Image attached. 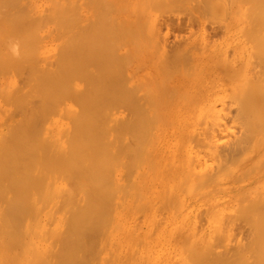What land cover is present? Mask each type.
Instances as JSON below:
<instances>
[{
    "label": "bare ground",
    "instance_id": "6f19581e",
    "mask_svg": "<svg viewBox=\"0 0 264 264\" xmlns=\"http://www.w3.org/2000/svg\"><path fill=\"white\" fill-rule=\"evenodd\" d=\"M96 1H93L94 6ZM175 1L179 3L178 0ZM149 2H155L161 6L163 3L168 4L170 0H166L167 3L165 0L160 2L149 0ZM171 2L174 1L171 0ZM85 3L89 2L86 0H0V264H26V257H22L21 254L20 257L15 249L18 246L28 247L31 244L36 245V248L46 245L49 249L55 244L63 250H88V252L95 251L97 248H103V250L108 248L109 250L110 247L119 246L138 247V250H141L139 247L159 248V251H161L160 248L165 250L187 248L207 252L217 249L220 252L226 249L228 251L236 249L237 252H246L245 257L248 264H264V103L261 100L262 87L260 91H257V95H254L258 96V92L259 95L261 93L262 96H258L260 100L251 95L255 92L249 91L250 96L256 100L255 104H252L253 101L250 102L249 98L250 101L245 100L248 101L247 103L240 101L248 94V91L240 90L242 86H245L243 83L239 89L236 88V91H233L234 93L230 92L234 94L235 98L232 97L231 101L235 104H226L233 102L230 99L228 102L222 100V96L220 99L224 103L220 100L218 101L221 103L215 100L220 104L213 103L214 101L205 102V99L197 97L202 89L194 97L190 91L192 99L188 100L192 101L191 103L190 101L170 103L168 101L170 92L168 93L166 88L163 92L166 91L168 95L165 96V93H162L165 97L161 98L159 92L163 88L161 89L160 85H158L159 88L153 89L149 86L150 91L147 89L150 93L155 90L156 94L160 95L159 99L155 98L158 102L150 98L151 95H148L149 98L145 97L142 91L141 95H138L140 91L135 93L138 95L137 99L136 95L127 92L128 90L123 89L122 91L121 89L125 87L121 86L120 89L119 81H115V77L119 75H114L111 70V72L108 70L111 69L109 67H113L114 57L122 53L114 57V54L112 56H109L110 53L105 54L108 56L107 59L113 57L112 60L110 58L112 65L104 69L109 63L102 64L100 67L98 64L96 65L98 70L95 67L96 72L91 70L95 69L90 65L91 51L92 54L95 52V56L92 55L95 61L91 63L94 66V62L98 63L105 58L104 53L108 48L103 47L107 42L101 45L102 35L106 32L105 27L102 29L105 32H101L102 27H99L101 18L104 19L106 16H102L101 13L102 17L95 18L97 21L94 20L95 28L88 25L90 26V31H88L86 25L90 17L85 19L86 22L88 21L86 25L84 17L88 15L87 9L90 4H87L89 7L86 8ZM100 4L96 6L99 7ZM202 5L207 7L206 4ZM120 8L115 12L118 11L119 14ZM166 8L168 7L164 10ZM151 9H153L152 5ZM138 10L142 9L138 8L136 11ZM98 11L95 14L99 13ZM111 11H113L111 15L116 17L114 10ZM248 11L250 9L245 11L246 15ZM121 13L120 15L123 16L121 19L129 20L130 16L126 19L125 14ZM141 13L139 11V14ZM157 13L159 14V8ZM250 14L248 13L251 22L254 13L250 11ZM193 15L191 17H194ZM94 16L93 14V18ZM132 17L129 22L133 21ZM138 18L136 19L139 20ZM110 19L108 26H113L110 23L114 19L112 17ZM253 19L255 21L256 18ZM118 20L119 18L115 19L117 23L124 22ZM190 20L186 23L180 21L172 25V29L176 27L182 29L185 24L188 27ZM90 21L93 22V20ZM157 21L153 22L155 26L160 22L159 19ZM126 23L122 26L130 24ZM159 24L160 27L157 25L159 28L155 26L154 28L159 29L160 33L156 31L155 34L158 32L160 38L155 37L162 40L165 46L167 42L166 37L163 38L164 30L161 33L160 29L165 28L167 24ZM130 25L127 27L130 28ZM161 25H164L163 28ZM254 25L251 29H254ZM143 27L140 28L143 29ZM117 28H115L116 31ZM91 29L95 30V33L93 32L94 47H92L94 41L91 40L93 31ZM112 31L110 35H116L114 30ZM244 31L242 33H246V37H249L248 31ZM124 32L126 33V30H122L121 34ZM107 35L103 39L110 42L111 38L109 36V40ZM138 35L135 34V37L137 38ZM167 35L168 33L165 36ZM147 39L149 40V37ZM208 42L210 43L211 40ZM263 42L264 40L261 41V47L264 46ZM212 45L210 43L209 46ZM245 46L248 45L245 44ZM189 47L187 49H193L194 45ZM92 48H95V51ZM100 48L101 51L105 49L104 58L102 54L99 58ZM111 48H108V52ZM166 48L169 49L166 50L167 52L174 49ZM162 49L163 53L165 49L163 51ZM180 49L177 48L175 53L172 51L169 53L176 55ZM128 50L126 49L125 53ZM189 50L186 51L188 54L191 52ZM261 50L260 56L261 54L263 56L264 49ZM130 51L133 50L130 49ZM227 51L232 54L230 48ZM173 54L170 55V60ZM122 58L124 59V56ZM256 59L255 57L253 59L255 63ZM227 60L228 58L221 59L224 63ZM248 60L250 61L251 58ZM262 60L263 58L259 57L260 66H264ZM206 61H208L207 58ZM246 66L252 71L253 67L251 68L249 63ZM164 69L163 67L161 70ZM129 71L130 69L125 70L126 73ZM225 71L224 73H228ZM120 72L123 73V70ZM253 72L255 71L253 70L251 75ZM231 73L234 74L228 73V75H235V72ZM256 73H254L255 76ZM131 74L126 75L132 76ZM244 75L246 76L242 73V76ZM248 76L250 77V73ZM257 77L252 78L254 83L257 82ZM137 80L139 83L140 79ZM134 83L136 84L135 81ZM246 83L249 85L248 82ZM258 85L256 84V87ZM128 88H130L129 85ZM132 89L134 90L135 86ZM172 90L170 91L177 93V89ZM185 91L183 88L181 92L186 95ZM241 92L244 93L242 95L244 98L241 96L242 99L239 98ZM230 93L227 94V99L229 95H232ZM200 94L202 95V92ZM142 95L148 98V103L138 101L139 96L144 100ZM175 95L178 97L177 94ZM214 96L211 97L216 99ZM188 97L189 95L183 98L186 100ZM177 99L174 101H178ZM234 99L240 102L237 103ZM237 224L246 227L245 239L238 235L240 233L234 232ZM21 234L24 238L26 234L42 236L52 234L58 235L57 238L60 235V239L54 236L57 240H52L55 242L51 245L49 239L45 240L48 241L45 244L44 241V243L39 242L33 237L28 238L29 240L21 239ZM61 235H63L62 238ZM41 239L44 240V238ZM215 252L217 256V251ZM227 254L225 253L223 256L226 255V257L223 258L230 263L234 260L231 258L233 255L227 256ZM79 256H85L81 254L76 256L79 260L81 259L82 264L83 260ZM236 256L235 260L239 261ZM86 257L83 259L89 261ZM189 257L187 255L185 258L189 259ZM72 258L74 259L73 256ZM61 259L59 258L58 261L60 264L67 262ZM78 259L76 263L79 264ZM220 260L224 261L222 258ZM220 260L217 259V261ZM38 263L41 264L40 261Z\"/></svg>",
    "mask_w": 264,
    "mask_h": 264
},
{
    "label": "rangeland",
    "instance_id": "374dc122",
    "mask_svg": "<svg viewBox=\"0 0 264 264\" xmlns=\"http://www.w3.org/2000/svg\"><path fill=\"white\" fill-rule=\"evenodd\" d=\"M85 1V0H84ZM86 1H88L89 3H85L86 4V8L87 7H91V9H90V7L87 9L89 12H87V16L86 17H84V23H85V25L87 24V22L89 21V23L86 25L87 26V28H88V31H90V29H89V27L90 26H88V25H92V27H94L95 26V24H96V22H94V20L95 21H97L96 19L98 18V17H102V16H106V18L104 17V19H103V17L101 18V26H99V27H102V28H100L101 30L102 29H104L103 27H105V30H106V32H109V33H106L105 32V30L103 31H101V32H105V33H103V38H106V35H107V38L110 40V38H111V40H110V42L107 40V41H105L106 39H103L102 38V44L101 45H103L105 42H107V43H105V45H103V47L106 49V47H108V48H111V47H113V48H111V49H109V52H108V48L106 49V51H105V53H104V50L105 49H102V51H101V48H100V56H99V58H101V54L103 55V53H104V55L106 54V55H108V53H110L109 54V56H112L113 54V57L114 56H117V55H119V54H121L122 55V57L124 56V59L121 57V55H119V56H117V57H119L118 59H117V57H114V59L112 60V58L113 57H110L111 58V60H112V63H114V64H116V66H118V67H116L114 64L112 65V63H111V60H110V58L109 59H107L108 58V56H106L105 55V58H104V55H103V57L102 58H104L105 59V61H104V59L102 60L101 59V61L100 62H94L93 64H94V66L91 64L93 61H95V59H94V57L92 56V55H94L95 56V52L92 54V51H91V63H90V65L92 66V68L94 67H96L97 68V70H98V67L96 66V65H98V64H100L99 65V67L100 66H102V64H104V65H107V63H109L108 64V66H103L104 67V69H107V67H109V65L111 66H115L114 68L116 69H114V71L112 70V68L113 67H109V68H111V69H108L109 71L111 70L112 72H113V74L114 75H119V76H117V78L115 77V81H119L118 83H120L119 85V88L121 89L122 87H125V88H122L121 90L122 91H126V90H128L127 92H129V93H131V94H134V96L137 94V93H139V91L141 92H143V95L145 96V97H148V95H151V96H149L150 98H154V100L156 101V102H158V100L157 99H159L160 98V95H161V98H163L164 99V97L166 96V95H168L167 94V92L165 91V92H163L165 89L164 88H166V90L168 91V93H169V95L172 97H170L169 95H168V98H169V102L170 103H176V102H183V103H188V101H190L191 99H192V97H194L195 95H196V93L198 94V91L200 90V89H202L201 91H199L200 93L202 92V95L199 93V95L197 96V97H199L200 96V98H202V99H205L204 101L205 102H211L212 103V101H214L213 103H216V104H220L221 102L220 101H222L223 99H224V101L225 100H227V102L229 101V99H230V101L232 100V97H234L233 95V91H236V88H240L241 87V84L243 83V85L245 84V86L247 87H245V86H242L241 87V91L243 92V90L242 89H244L246 92L248 91V94H247V97H246V95H245V97L247 98H245V99H243V100H240V99H242V97L244 98V96H242V95H244V93L242 94V92L241 93H239L240 95V99L239 98H236V99H239L241 102L242 101H245V100H249L250 102H252L253 101V103L252 104H255V102L254 101H256V100H254V98L253 97H251L250 96V94L251 93H253V92H255V93H253V94H251V95H257L256 93H257V91H260L261 90V87H262V94H263V96L261 95V93H260V95L262 96V98H261V100H263V103H264V77H263V75H264V66H260L261 65V63H259L260 62V60H259V62H258V59H259V57H261V59L263 58V60H262V65H264V55L262 56V54H261V56H260V53H262L261 51V49L263 48L264 49V46L263 47H261L262 45V43H261V41L262 40H264V16L262 17V15H264L262 12H264V0H178V2L179 3H177V1H175V0H173L174 2L172 3L171 2V0H170V2H168V4H165V3H163L161 6H160V4H158V3H156L155 4V2L153 3H150L149 2V0H147V2H148V7H147V2H146V0H132L131 2H129L130 0H111L110 1V3H109V0H105L104 2H103V0L102 1H100V0H86ZM93 1H96L95 2V6H94V3H93ZM143 1V3H141ZM145 1V2H144ZM153 1V0H152ZM161 1V0H160ZM159 0H158V2H160ZM101 2H103L102 4H100ZM105 2H106V4H105ZM114 4V6H113V4ZM164 2V1H163ZM165 2H166V0H165ZM204 2V3H203ZM136 3H137V5H136ZM139 3H140V5H139ZM167 3V2H166ZM187 3V4H186ZM199 3H200V5H199ZM207 3H209L208 5H207ZM89 6H88V5ZM97 4H100L99 5V7L98 6H96ZM108 4H111V5H108ZM165 4V5H164ZM202 4H206V6L207 7H205L204 5H202ZM102 5H103V7H102ZM150 5V6H149ZM151 5H152V7H153V9H151ZM165 7H168V8H166L165 10H164V6ZM210 5V6H209ZM228 5V6H227ZM105 6H106V8H105ZM107 6L109 7V8H107ZM112 6V7H111ZM124 6V7H123ZM134 6V8L132 9V7ZM138 7L139 9H142V10H138V11H136L138 8H136L135 9V7ZM247 6H248V9H247ZM93 7H95V8H93ZM96 7H97V10H99L98 12L99 13H97V14H95L96 13V11H95V9H96ZM100 7H102V8H100ZM113 7L115 8V9H113ZM121 7V8H120ZM126 7H127V9H126ZM146 7V8H145ZM161 7H162V9L164 10H162L161 9ZM204 7V8H203ZM209 7V8H208ZM118 8H120V11L121 12H123V13H121L120 11H119V14L117 13V12H115V10L117 9V10H119ZM123 8V9H122ZM124 8L126 9V10H124ZM158 8H159V14H161L160 16H159V14L157 13V10H158ZM202 8V9H201ZM207 10H206V9ZM228 10H227V9ZM90 9V10H89ZM94 10V12H93V10ZM109 9V10H108ZM132 9V10H131ZM146 9V10H145ZM168 9V10H167ZM249 10L250 9V11H251V13H254L253 15H252V20H251V22H250V19H251V17L248 15V13L250 14V11H248L247 12V15H246V10ZM103 10H105L104 11V13L102 12ZM111 10H114V12L116 13H114L115 15H116V17H113L111 14H112V12L113 11H111ZM123 10V11H122ZM206 10V11H205ZM214 10V11H213ZM227 10V11H226ZM238 10V11H237ZM245 10V11H244ZM111 11V12H110ZM128 12V14H127V12ZM136 11V12H135ZM139 11H140V13L141 14H139ZM161 11V12H160ZM205 11V12H204ZM236 11V12H235ZM132 12V13H131ZM133 12H134V14H133ZM138 12V13H137ZM144 12V13H143ZM200 12V13H199ZM209 12V13H208ZM91 13V14H90ZM101 13H102V16H101ZM120 13L121 14H125V18L127 19V18H129V16H130V18L134 15V17H132V19H133V21L131 20L130 22H129V20H130V18H129V20L127 21V20H125L124 18H122V19H124L123 21H122V19H121V16L122 15H120ZM130 13V14H129ZM137 15H136V14ZM243 13V14H242ZM93 14L95 15L94 16V18H93ZM100 16H99V15ZM105 14V15H104ZM108 14H110L111 15V17L114 19H112L113 20V22L115 21V19H117V18H119V20H121L123 23L122 24H124V23H126V22H128V23H132V22H134V24L132 23L131 25L130 24H128V25H130V28H128L127 26H126V24L124 25V27H125V29H124V27L122 26V24H121V22H111L110 23V25H113L114 26V29H113V26H108L109 25V22H110V15H108ZM133 14V15H132ZM194 14V15H193ZM114 15V16H115ZM194 16V17H191V16ZM199 15V16H198ZM251 15V14H250ZM258 15H260V16H258ZM117 16H119V17H117ZM138 16H140L139 18H138ZM142 16V17H141ZM155 16H156V19H155ZM198 16V17H197ZM88 17H90V18H88ZM123 17V16H122ZM188 17H189V19H188ZM191 17V18H190ZM250 17V18H249ZM256 18L255 19V21H253L254 19L253 18ZM88 18V19H87ZM96 18V19H95ZM136 18H138L139 20H137ZM152 18V19H151ZM159 19V23H162V24H167V26L165 25V28H163V26L164 25H161L162 27L161 28H163V29H160V31H161V33L163 32V30H164V35H163V38H165V41L167 42H165L166 44H164L165 46H163V42H162V40H160L159 38H160V35H158L160 32L158 31L159 29H157V30H155L160 24L159 23H157V25L155 26V23H156V21ZM198 18V19H197ZM261 18V19H260ZM85 19H87L88 21L86 22V20ZM136 19V20H135ZM146 20V22H144L145 20ZM191 19V20H190ZM260 20L259 22L257 21V20ZM90 20H93V22L91 23V21ZM107 20H108V22H107ZM118 20V21H119ZM142 20V21H141ZM188 20H190L189 21V25H188V27L187 26H183V28L182 29H179V28H174V29H172V25H174V24H177L178 22H180V21H182L183 23H186ZM248 20V21H247ZM262 20V21H261ZM102 21H103V23H102ZM105 21H106V23H107V26H106V23H105ZM126 21V22H125ZM135 21H137V22H135ZM155 21V23H153ZM185 21V22H184ZM254 23H253V22ZM257 21V22H256ZM158 22V21H157ZM165 22V23H164ZM249 22H250V24H249ZM261 22V23H260ZM95 23V24H94ZM105 23V24H104ZM151 23V24H150ZM252 23V24H251ZM119 24V25H118ZM255 24V25H254ZM262 24H263V26H262ZM100 25V24H99ZM118 25V26H117ZM133 25V26H132ZM140 27H143V29L142 28H140ZM252 25H254V29H251V26ZM120 27V28H117V27ZM121 26H122V29H121ZM132 26V27H131ZM154 26L156 27V28H154ZM228 26V27H227ZM230 26V27H229ZM255 26H256V28H255ZM91 27V28H92ZM107 27H109V28H111V29H109V28H107ZM137 27V28H136ZM160 27V26H159ZM158 27V28H159ZM215 27H216V29H215ZM227 27V28H226ZM248 27V28H247ZM95 28V27H94ZM109 29V30H107V29ZM115 28H117L118 30V32L116 31V29ZM127 28V29H126ZM133 28V29H132ZM149 28H150V30H149ZM167 28V29H166ZM245 28H247V30L245 29ZM249 28H250V30H249ZM252 28H253V26H252ZM136 29V30H135ZM218 29V30H217ZM244 29H245V31H244ZM256 29V30H255ZM263 29V30H262ZM91 30H93L92 31V36H91V32H89L90 33V36H91V40H93V37H94V34H93V32L95 33V30L94 29H91ZM111 30V31H110ZM112 30H114V32L116 33V35H110L111 34V32L113 33V31ZM122 30L123 31H125L126 30V33L124 32V33H122L121 34V32H122ZM129 30V31H128ZM146 30V31H145ZM215 30V31H214ZM255 30V31H254ZM121 31V32H120ZM128 31V32H127ZM137 31V32H136ZM141 31V32H140ZM156 31H158L156 34H155V32ZM213 31H214V33H213ZM218 31V32H217ZM225 31V33H227V34H225V33H223ZM228 31V32H227ZM247 32V33H249L250 35H248L249 37H246L247 36V34L246 33H242V32ZM254 31V32H253ZM149 32V33H148ZM152 34H151V33ZM256 32V33H255ZM118 33H120V34H118ZM130 33V34H129ZM141 33V34H140ZM144 33V34H143ZM168 33V35L167 36H165L166 34ZM255 33V34H254ZM134 34V35H133ZM135 34H139L138 35V37L136 38L135 37ZM151 34V35H150ZM223 34H225V36L223 35ZM252 34V35H251ZM127 35V36H126ZM143 35V36H142ZM154 35V36H153ZM255 35V36H254ZM257 35V36H256ZM259 35V36H258ZM109 36H110V38H109ZM115 37V38H112V37ZM137 36V35H136ZM149 37V40L147 39L148 37ZM151 36V37H150ZM154 38H153V37ZM158 37L159 36V38L157 39L156 37ZM208 36V37H207ZM118 37H119V39H118ZM135 37V38H134ZM141 37H142V39H141ZM144 37H146V38H144ZM162 37V36H161ZM210 37V38H209ZM240 37V38H239ZM254 37V39H252ZM257 37V38H256ZM259 37V38H258ZM124 38V39H123ZM151 38V39H150ZM156 38V39H155ZM248 38H249V40H248ZM117 39V40H116ZM136 39V40H135ZM144 39V40H143ZM167 39V40H166ZM209 39V40H208ZM237 39V40H236ZM104 40V41H103ZM158 40L161 42H158ZM210 41L211 40V44H213L212 46H209L210 45V43L208 42H205V41ZM214 40V41H213ZM247 40H248V42H247ZM250 40H251V42H250ZM261 40V41H260ZM94 41V43L92 44L93 46L92 47H94V45H95V40H93ZM129 41H131V42H129ZM136 41V42H135ZM187 41V42H186ZM212 41H213V43H212ZM258 41V42H257ZM260 41V42H259ZM118 44H117V43ZM145 42V43H144ZM155 42V43H154ZM247 42V43H246ZM252 42H253V45H252ZM101 43V42H100ZM108 43H109V45H111V47H109V45H108ZM115 43V44H114ZM120 43H122V44H120ZM157 43V44H156ZM204 43V44H203ZM249 43V44H248ZM258 43V44H257ZM260 43V44H259ZM138 44V45H137ZM151 44V45H150ZM197 44V45H196ZM206 44H207V46H206ZM245 44H247L248 46L246 47L245 46ZM152 45L155 47H152ZM161 45H162V48H164L165 49V51H163L164 49H162L161 48ZM194 45V47L196 46V48H194L193 47V49L191 48L192 46ZM204 45V46H203ZM237 45V46H236ZM250 45V46H249ZM260 45V46H259ZM263 45H264V42H263ZM125 46H127L126 47V49L129 51H127L126 53H125V51H126V49L124 50V47ZM160 48H159V47ZM189 46H191V47H189ZM214 46H215V48H214ZM244 46V47H243ZM96 47V46H95ZM102 47V48H103ZM119 47V48H118ZM129 47V48H128ZM166 47H169L170 49L171 48H174V49H172L171 51L172 52H176V50H177V48L178 49H180L179 50V52L177 51V54L176 55H174L173 53H169V52H171V51H169V52H167L169 49H167ZM191 48L190 50H191V52H189V54H188V52H186L187 50H189V49H187V48ZM240 47V48H239ZM249 47H251V48H249ZM258 48V50H257V48ZM261 47V49H259ZM158 48V49H157ZM183 48V49H182ZM212 48V49H211ZM230 48V51L232 52V54L230 53H228V49ZM237 48V49H236ZM246 48H248V49H246ZM253 48H255V49H253ZM93 49V48H92ZM95 49V48H94ZM93 49V51H95ZM130 49L131 50H133V51H130ZM145 49H147V51L145 52ZM161 49H162V51H163V53L161 52ZM209 49H211V50H209ZM251 49V50H250ZM112 50V52H110ZM114 50V51H113ZM118 50V51H117ZM124 50V51H123ZM155 50V51H154ZM167 50V51H166ZM175 50V51H174ZM182 50V52H180ZM189 50V51H190ZM216 51V52H214V51ZM233 50V51H232ZM238 50V51H237ZM259 51V52H257V51ZM157 51V52H156ZM217 51H221V52H217ZM241 51V52H240ZM252 51V52H251ZM264 51V50H263ZM114 52V53H113ZM117 54H116V53ZM166 52V53H165ZM184 52V53H183ZM194 52V53H193ZM206 52H208V53H206ZM237 52V53H236ZM250 52H251V57H250ZM258 54V55H256V53ZM112 53V54H111ZM167 53H169L168 55H166ZM191 53V54H190ZM206 53V54H205ZM253 53V54H252ZM163 54L165 55V56H163ZM174 55V56H172V58H171V60L169 59V57H170V55ZM241 54V55H240ZM264 54V53H263ZM129 55V56H128ZM135 55V56H134ZM159 55V56H158ZM187 55V56H186ZM189 55V56H188ZM193 56L192 57V60H191V56ZM205 55V56H204ZM207 55V56H206ZM229 55H232V56H229ZM252 55H255V56H252ZM142 56V57H141ZM168 56V57H167ZM206 57L207 58V60L208 61H206V58L204 59V57ZM219 56V57H218ZM223 58H222V57ZM228 56V57H227ZM121 57V58H120ZM132 57V58H131ZM167 57V58H166ZM187 57H189V58H187ZM200 57H201V59H200ZM203 57V58H202ZM221 57V58H220ZM254 57L255 58H257L256 59V63H255V61L253 60L254 59ZM129 58H131V59H129ZM198 58L200 59V60H198ZM228 58V62L227 61H225V63L223 62V61H221V59L222 60H224V59H227ZM230 58V59H229ZM251 58V62L248 60V59H250ZM120 59H122V60H120ZM125 59H126V62H125ZM215 59H216V61H220V62H216L215 61ZM107 60H109V61H107ZM118 60H119V63H117L118 62ZM161 60V61H160ZM169 60V61H168ZM209 60H210V62H209ZM213 60V62H211ZM232 60V61H231ZM253 60V61H252ZM116 61V62H115ZM124 61V62H123ZM128 61V62H127ZM165 61V62H164ZM247 61H248V63H249V66H251L252 64L253 65H255V64H257V65H255V66H258V67H255V66H251V68L253 67V69H252V71L254 70L255 72H253V74L252 75H254V73H256V71H257V73H256V76H258L257 78V82L256 83H254V80L252 79V78H256V76L254 75V76H252L251 75V70H249V68L250 67H248V66H246V64H248L247 63ZM102 62V63H101ZM104 62H106V63H104ZM121 62V63H120ZM163 62H164V64H163ZM169 62V63H168ZM216 62V63H215ZM162 63V64H161ZM166 63H167V65H166ZM173 63V64H172ZM201 63V64H200ZM252 63V64H251ZM255 63V64H254ZM123 64V65H122ZM190 64V65H189ZM191 64L193 65V66H191ZM197 64V65H196ZM212 64H213V66H212ZM218 64V65H217ZM163 65V66H162ZM169 65V66H168ZM206 65V66H205ZM226 65V66H225ZM91 66H90V68H91ZM138 67V68H136V67ZM200 66V67H199ZM224 66H225V68H224ZM120 67H121V69H120ZM122 67H123V69H122ZM142 67V68H141ZM163 67L165 68L164 70H161V69H163ZM166 67H167V69H166ZM189 67V68H188ZM210 67V68H209ZM247 67V68H246ZM260 67H261V69H260ZM96 68L95 69H91L92 71H97L96 70ZM125 68V69H124ZM126 68H128V69H130V71L128 72V73H126L125 72V70H127L128 71V69H126ZM144 68V69H143ZM120 69V70H119ZM131 69H132V71H131ZM149 69V70H148ZM258 69V70H257ZM260 69V70H259ZM108 70H106V71H108ZM123 70V73L122 72H120V71H122ZM169 70V71H168ZM194 70V71H193ZM224 70H226V71H228V73H230V75L231 74H234V73H231V72H235V75L237 74L238 76L236 77L235 75H232V76H229L228 75V73L226 74V73H224ZM263 70V71H262ZM110 71V72H111ZM117 71V72H116ZM136 73V74H134V72ZM162 71H163V73H162ZM191 71H192V73H191ZM216 71V72H215ZM248 71H251V72H249L250 73V77L248 76L249 75V73H248ZM261 71V72H260ZM124 72L126 73V74H131V72H132V76L134 77V78H132V76H130V75H126V74H124ZM167 72H169V73H167ZM194 72V73H193ZM116 73V74H115ZM119 73V74H118ZM149 74V77H147V75ZM242 73H245L246 74V76L244 75V76H242ZM260 73V75H258ZM261 73H263V74H261ZM121 74V75H120ZM166 74V75H165ZM191 74V75H190ZM151 75V76H150ZM165 75V76H164ZM241 75V76H240ZM122 76V77H121ZM126 76H129L128 78L126 77ZM146 76V78L144 79V77ZM164 76V77H163ZM208 76V77H207ZM112 77V76H111ZM123 78V80H121V78ZM124 77H125V79H124ZM165 77H168V78H165ZM249 77V78H248ZM263 77V78H262ZM114 78V77H113ZM140 79L139 80V83L137 82L138 80L137 79ZM142 78V79H141ZM117 79V80H116ZM120 79V80H119ZM128 79H129V81H128ZM137 81H136V80ZM150 79H151V81H150ZM154 79V80H153ZM223 79V80H222ZM250 79V80H249ZM263 79V80H262ZM126 80H127V82H126ZM164 80V81H163ZM193 80V81H192ZM247 80V81H246ZM251 81V82H249V81ZM134 81L136 82V84H137V87H136V84L134 83ZM140 81H141V83H142V85H141V83H140ZM244 81H245V83H244ZM252 81H253V83H252ZM116 82V83H117ZM122 82H123V84H122ZM126 82V83H125ZM223 82V83H222ZM246 82H248V84L249 85H247V83ZM130 83H134V84H131L130 85ZM210 83V84H209ZM219 83V84H218ZM234 83V84H233ZM252 83V84H251ZM162 84H164V85H162ZM196 86H195V85ZM212 84H213V87H212ZM256 84L258 85L257 87H256ZM109 85V84H108ZM125 85H127V86H125ZM128 85H129V87L130 88H128ZM147 85V86H146ZM158 85H160V88L162 87L163 88V90H161L160 92H159V97H158V95L156 94V91H155V94H156V96H154L155 94H154V91H151V93L152 94H154V95H152L149 91H150V89H153V88H159L158 87ZM177 85H178V87H177ZM222 85H224V86H222ZM122 86V87H121ZM134 86H135V89L136 88H138L137 90H138V92H137V90H133L132 89V87L134 88ZM149 86L150 87H152V88H150L149 89ZM164 86V87H163ZM182 86H185V87H182ZM187 86V87H186ZM194 86H195V88H194ZM209 86V87H208ZM216 88H215V87ZM222 86V87H221ZM252 86H253V88H252ZM260 86V87H259ZM206 87V88H205ZM256 87V88H255ZM161 88V89H162ZM177 89V93H175V91L174 92H172L173 90L172 89ZM183 88H184V91L185 92H187L188 93V95H189V97L185 100L183 97H186V96H188L187 95V93H186V95L185 94H183L181 91L183 90ZM212 88V89H211ZM224 88H226V89H224ZM124 89V90H123ZM149 91H148V90ZM189 89V90H188ZM208 89V90H207ZM219 89V90H218ZM247 89V90H246ZM251 89V90H250ZM256 89H258V90H256ZM129 90H131V92L129 91ZM158 90H160V89H158ZM170 90H172V91H170ZM193 90H195V91H193ZM221 90V91H220ZM226 90V91H225ZM145 91V92H144ZM190 91H192V93L190 92ZM212 91V92H211ZM220 91V92H219ZM233 92V93H230V92ZM238 91V90H237ZM249 91L251 92L250 94H249ZM134 92V93H133ZM142 92L141 93H139L138 95H141L142 94ZM147 92H149V93H147ZM193 92H194V94H193ZM206 92H207V94H206ZM222 92H223V94H222ZM246 92H245V94H246ZM136 93V94H135ZM157 93H158V91H157ZM165 95H163V94ZM172 93H174V94H172ZM189 93H191V94H189ZM209 93V94H208ZM216 93V94H215ZM232 94V95H229V97H228V99L226 98L227 97V94ZM236 93V92H235ZM238 93V92H237ZM175 94H177V96L178 97H176V95ZM218 94H220V95H218ZM138 95H136L135 97L137 98L138 97ZM143 95L141 96L144 100H142L141 98H140V96H139V100L138 101H140V102H142V103H146V101L148 100V98H144L143 97ZM163 95V96H162ZM172 95H174V96H172ZM182 95V97H180ZM183 95H185V96H183ZM213 95H215L214 97H216V99H213V97H211V96H213ZM216 95H218V96H216ZM223 95H225V97H223ZM236 95V94H235ZM248 95H249V97H248ZM259 95V92H258V96H260ZM154 96V97H153ZM192 96V97H191ZM205 97V98H203V97ZM220 96H222V100L220 99ZM238 96V95H237ZM242 96V97H241ZM258 96H254L255 98L256 97H258ZM175 97V98H174ZM217 97H218V99H217ZM231 97V98H230ZM155 98H157V99H155ZM176 98H178L177 100L178 101H174V99H176ZM226 98V99H225ZM235 98V97H234ZM249 98V99H248ZM259 98V97H258ZM138 99V98H137ZM142 101H141V100ZM170 99H173L172 101H170ZM188 99H190V100H188ZM257 99V98H256ZM215 100H217V102H220V103H217ZM218 100H220V101H218ZM235 100V99H234ZM238 100V101H239ZM259 100H260V98H259ZM237 103H238V101L237 100H235ZM239 101V102H240ZM123 102V101H122ZM161 102H162V100H161ZM192 101H190V103H191ZM231 102H233V101H231ZM248 101H245L244 103H247ZM120 103H121V101H120ZM147 103H148V101H147ZM222 103H224L223 101H222ZM226 103V102H225ZM258 103H260V102H258ZM226 104H235V102H233V103H226ZM236 227L238 226V228H236V227H234V232L235 233H240V234H238V235H240V237L241 238H243L244 237V239L246 238V236H247V230L246 231H244L245 230V228L246 227H244V226H242L241 227V225H239V224H237V225H235ZM240 226V227H239ZM26 235H29V236H26ZM25 235V238H24V235L22 236V234H21V239L23 238V239H25V240H27L28 238H34V239H36V240H39V242H41L42 241V243H44L45 242V244H47L48 243V241H50L51 242V245H52V243H54L55 241H52V240H55L56 238H57V236H55V235H38V234H26ZM34 235V236H33ZM37 235V236H36ZM54 236L56 237L55 239H54ZM62 236L63 235H61V238H62ZM44 238V240L43 239H41L40 240V238ZM59 237H60V235H59ZM58 237V238H59ZM52 238V239H51ZM57 238V239H58ZM49 239V240H48ZM51 239V240H50ZM56 239V240H57ZM60 239V238H59ZM29 240V239H28ZM45 240H48L47 242L45 241ZM44 241V242H43ZM32 245V246H31ZM31 245H28V247H25V246H18V247H23V248H21V249H19L17 246V248H18V250H17V248L15 249V252H17V254L21 257V255H22V257H26V264L28 263H31L32 261V263L31 264H40V263H38V261H40L41 262V264H54V263H59L60 264V262H58L59 261V258L61 259V257H63V259H61V260H63L64 261V257H68V259H67V257H66V259H65V262H66V260H67V262L65 263V262H63V263H65V264H69L70 262L72 263V264H75L76 262H77V257H78V255L79 254H81L82 256H88L89 258H87L89 261H85L83 258H85V257H80V258H82V260H83V263L82 264H184V262H186L185 264H218V262H219V264H232V262L233 261H235V263L237 262L238 264H248L247 263V261H246V252H244V251H241L243 254H240L241 252L240 251H238L237 252V250L236 249H234L235 250V252L233 253V249H230L229 251H228V249H226V250H224V252H222V250H221V252H220V250L219 249H217V250H211V251H203V250H190V249H187V250H189V251H187L186 249H172V248H168V249H161L160 248V250L161 251H159V248H146V247H139V249H141V250H138V247H126V246H124V247H121V246H119V247H110V249L108 250V248H105L104 250H103V248H97L95 251L94 250H92L91 252H88V250L87 251H84V250H82V251H76V250H63L62 248H60V247H58V245L56 246L55 244H53L52 246L53 247H50V249L47 247L46 248V245H44V246H40V248H36L37 246L36 245H33V244H31ZM56 246V247H55ZM58 248L57 250H55V248ZM25 248H26V250H25ZM60 248V249H59ZM112 248H114V249H117V250H114V249H112ZM134 248H135V250H136V253H135V250H134ZM24 249V250H23ZM33 249H35V250H33ZM38 249V250H37ZM46 249H49L48 251H46ZM63 251H62V250ZM121 249V250H120ZM20 250V251H19ZM29 250V251H28ZM40 250V251H39ZM44 252H43V251ZM61 250V251H60ZM156 250V251H155ZM178 250V251H177ZM53 251V252H52ZM67 251V252H66ZM90 251V250H89ZM187 251V255H188V257H189V255H190V257H189V259L188 258H185L187 255H185V252ZM215 251H217V256L215 255ZM232 251V252H231ZM102 254V255H100V253ZM110 252V253H109ZM193 252V254H191ZM212 252H214L213 253V255H212ZM218 252H220V254L221 253H223V254H221L222 256H220V254L218 253ZM230 252V253H229ZM48 253V254H47ZM59 253V254H58ZM93 253V254H92ZM189 253V254H188ZM227 254V256H230V254H232L233 256H231V258L232 259H234V260H231V262H230V260H228L230 263H228L227 262V260L226 259H224L225 257H226V255L225 256H223L224 254ZM236 253V254H235ZM239 253V254H238ZM21 254V255H20ZM201 256H200V255ZM206 254V255H205ZM209 254L212 256H209ZM27 255V256H26ZM41 255V256H40ZM43 255V256H42ZM46 257H45V256ZM52 255V256H51ZM55 255V256H54ZM192 255V256H191ZM205 255V256H204ZM236 255H238V257L236 256ZM39 258H38V257ZM50 256V257H49ZM70 256H71V258H70ZM72 256L74 257V259L72 258ZM77 256V257H76ZM182 256L184 257V258H182ZM195 256V257H194ZM198 256V257H197ZM220 256V257H219ZM235 256H236V258H237V260H239V261H236L235 260ZM239 256H242L241 258L239 257ZM32 257V259L30 260V258ZM47 257H49L48 259H47ZM54 257V258H53ZM58 257V258H57ZM77 259H76V258ZM200 257V258H199ZM206 257H208V259H206ZM215 257V258H214ZM224 257V258H223ZM244 257H245V260H244ZM28 258V259H27ZM46 258V259H45ZM71 260H70V259ZM91 258V259H90ZM105 258V259H104ZM110 258V259H109ZM172 258V259H171ZM202 258V259H201ZM223 259L224 261H222V260H220V259ZM45 259V260H44ZM49 259L51 260L50 262H49ZM75 259H76V261H75ZM178 259H179V261H178ZM180 259H182L181 261H180ZM196 261H195V260ZM209 259H211V260H209ZM217 259H219L220 261H217ZM55 260V261H54ZM60 260V261H61ZM171 262H170V261ZM206 260V261H205ZM214 260V261H213ZM242 260H243V263H242ZM53 261V262H52ZM70 261V262H69ZM97 261V262H96ZM99 261V262H98ZM123 261V262H122ZM175 261V262H174ZM177 261V262H176ZM190 261V262H189ZM212 261V262H211ZM241 261V262H240ZM245 261H246V263H245ZM75 262V263H74ZM78 262H79V264H81L80 262H81V259L79 260L78 259ZM109 262V263H108ZM235 263H233V264H235ZM61 264H62V262H61ZM76 264H78V263H76Z\"/></svg>",
    "mask_w": 264,
    "mask_h": 264
}]
</instances>
